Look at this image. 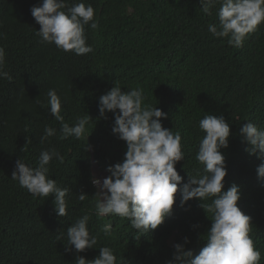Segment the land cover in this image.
<instances>
[{"label":"trees","instance_id":"obj_1","mask_svg":"<svg viewBox=\"0 0 264 264\" xmlns=\"http://www.w3.org/2000/svg\"><path fill=\"white\" fill-rule=\"evenodd\" d=\"M79 2L93 6L99 26H85L94 51L78 56L41 43L31 9L42 0H0L3 71L12 77H0V264H76L77 255L93 260L105 246L117 264H169L174 245L185 237L190 241L185 249L194 256L206 246L213 213L197 198L181 206L180 191L172 214L149 232L118 215L97 217L94 171L110 175L107 168L123 162L126 152V142L112 133L115 114L108 112L105 119L99 113V97L115 83L123 91L143 89L145 103L167 114L162 126L181 135L180 188L190 175L204 174L195 159L206 134L199 121L208 114L225 117L231 129L229 146L221 150L225 190L239 186L238 206L252 217L250 236L264 264V179L257 173L264 157L250 154L240 134L248 122L264 129V23L242 47H234L228 37L208 31L209 24H219L220 5L206 15L200 0H67L69 7ZM50 89L61 97V115L70 126L78 116H92L85 134L90 151H85L86 138H59L61 123L48 111ZM46 126L57 134L41 143ZM51 148L64 157L48 167L50 178L70 190L65 217L56 214L54 196L34 197L11 178L18 159L35 167L41 151ZM80 193L87 194L85 200H79ZM85 214L97 245L66 252V231ZM105 225H111L107 233Z\"/></svg>","mask_w":264,"mask_h":264},{"label":"clouds","instance_id":"obj_2","mask_svg":"<svg viewBox=\"0 0 264 264\" xmlns=\"http://www.w3.org/2000/svg\"><path fill=\"white\" fill-rule=\"evenodd\" d=\"M200 3L206 15H212V9L220 5L217 10L219 24H209L208 31L218 38L228 37V44L234 47H242L246 36L264 23V0H200ZM31 13L40 25L36 34L41 37V43H54L57 48L78 56L94 51L87 44L85 34V26L93 30L99 26L91 4L86 6L79 2L69 7L67 0H42L32 7ZM5 56V48L0 46V77L11 80L10 74L3 71ZM47 97L48 111L61 123L59 138H86L85 151H90L89 136L85 134L92 116H78L75 124L70 126L61 115L62 100L57 90H48ZM145 99L143 89L123 91L116 83L99 97L100 118L106 119L108 112L115 114L112 133L126 142V152L123 162L107 168L110 175L102 179L92 177L91 182L97 189L94 195L97 197V217L118 215L127 218L134 229L149 232L172 214L176 194L180 191L181 206L193 198L199 199L206 212L213 213L212 223L207 230L206 246L198 255L194 256L193 251L185 249V244L190 242L185 237L183 243L174 245L176 251L169 264H259L261 253L250 236L252 217L238 206L241 199L239 186L233 184L225 190L227 167L221 150L229 146V122L223 115L214 114H208L199 121L200 129L206 134L200 141L195 159L204 165V174L190 175L180 188L184 178L176 165L184 160L182 137L162 126L161 120L166 119L167 114L157 106L146 104ZM41 106L45 107L43 103ZM56 134V129L46 126L40 142L44 143ZM240 134L250 145L246 149L250 154L259 152L264 157V129L248 122L240 129ZM54 158L60 162L64 159L55 148H51L41 151L35 167L18 159L11 178L34 197L54 196L56 214L65 217L66 197L70 190L58 186L57 181L50 178L48 165ZM257 173L264 179V163L258 166ZM86 195L80 193L79 200H85ZM209 198H212L210 204L203 203ZM89 220V215L85 214L67 229L66 252L74 249L81 253L95 248L98 240L90 233ZM110 227L105 225L103 231L107 233ZM75 262L117 264V258L113 250L105 246L99 248L95 259L87 260L77 255Z\"/></svg>","mask_w":264,"mask_h":264},{"label":"rangeland","instance_id":"obj_3","mask_svg":"<svg viewBox=\"0 0 264 264\" xmlns=\"http://www.w3.org/2000/svg\"><path fill=\"white\" fill-rule=\"evenodd\" d=\"M94 176H96L97 178H104V177H106L107 176V174L106 173H104V172H100V171H98V170H95L94 171Z\"/></svg>","mask_w":264,"mask_h":264}]
</instances>
